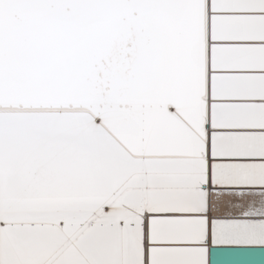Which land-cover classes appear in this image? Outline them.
<instances>
[{
  "label": "snow or ice",
  "instance_id": "1",
  "mask_svg": "<svg viewBox=\"0 0 264 264\" xmlns=\"http://www.w3.org/2000/svg\"><path fill=\"white\" fill-rule=\"evenodd\" d=\"M253 246L264 0H0V264Z\"/></svg>",
  "mask_w": 264,
  "mask_h": 264
},
{
  "label": "water",
  "instance_id": "2",
  "mask_svg": "<svg viewBox=\"0 0 264 264\" xmlns=\"http://www.w3.org/2000/svg\"><path fill=\"white\" fill-rule=\"evenodd\" d=\"M218 259L220 261L236 260L242 262V264H262L264 262V250H261L258 246H253L242 255L221 256Z\"/></svg>",
  "mask_w": 264,
  "mask_h": 264
}]
</instances>
